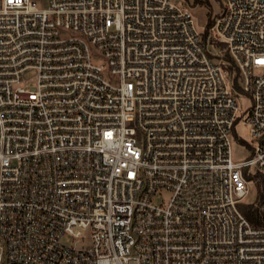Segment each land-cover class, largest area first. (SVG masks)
Returning <instances> with one entry per match:
<instances>
[{
    "label": "built area",
    "instance_id": "1",
    "mask_svg": "<svg viewBox=\"0 0 264 264\" xmlns=\"http://www.w3.org/2000/svg\"><path fill=\"white\" fill-rule=\"evenodd\" d=\"M221 1L0 0V264H264V0Z\"/></svg>",
    "mask_w": 264,
    "mask_h": 264
},
{
    "label": "rangeland",
    "instance_id": "2",
    "mask_svg": "<svg viewBox=\"0 0 264 264\" xmlns=\"http://www.w3.org/2000/svg\"><path fill=\"white\" fill-rule=\"evenodd\" d=\"M180 3L188 6L193 12L197 22L202 26L207 23L208 19L214 20L222 10V1L221 0H176ZM38 4L41 7H46L48 5V0H37ZM215 49V47H212ZM216 50L222 51L225 55V50L222 47H216ZM227 56V54L225 55ZM239 102L243 109H246L250 105V98L247 94H242L239 97ZM235 132L238 137L242 138L245 141L250 140V130L244 122H239L235 128ZM250 154V149L245 144H240L235 142L233 144V156L237 160H243L248 157ZM259 194V189L257 185H252L250 187V192L246 197V202H254L257 200Z\"/></svg>",
    "mask_w": 264,
    "mask_h": 264
},
{
    "label": "trees",
    "instance_id": "3",
    "mask_svg": "<svg viewBox=\"0 0 264 264\" xmlns=\"http://www.w3.org/2000/svg\"><path fill=\"white\" fill-rule=\"evenodd\" d=\"M213 22L214 20L208 19L207 25L210 26ZM226 57L229 58L228 55ZM256 185L259 189L257 200L254 202H242L239 204V208L254 225L264 226V211L261 209V205L264 203L263 179L260 178Z\"/></svg>",
    "mask_w": 264,
    "mask_h": 264
}]
</instances>
